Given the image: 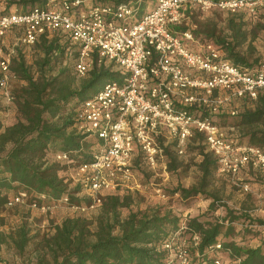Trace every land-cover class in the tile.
<instances>
[{
	"label": "built area",
	"instance_id": "built-area-1",
	"mask_svg": "<svg viewBox=\"0 0 264 264\" xmlns=\"http://www.w3.org/2000/svg\"><path fill=\"white\" fill-rule=\"evenodd\" d=\"M94 2L48 0L28 11L0 13V88L8 99L6 88L14 76L9 70L12 52L4 50V37L12 29L23 30V41L28 44L45 31L62 30L78 47L77 76L92 68L93 54L99 65L102 60L112 63L124 76L122 83H106L76 109L78 129L102 140L94 149L92 163L75 165L67 154L56 155L58 161L76 167L83 176L81 185L89 191L88 204L71 207L84 210L101 204L103 191L132 175V162L139 159L150 168L164 162L168 138L173 139L176 154L183 155L195 133L204 136L203 144L216 157V173L228 175L234 186L249 192L250 185L239 174L250 166L264 174V150L235 146L211 115L220 108L225 110L224 104L230 101V97H219L222 93L240 99H256L259 92L264 93V70L233 64L219 46L198 39L188 25L189 14L211 7L255 16L264 0H149V9L139 17L132 1ZM63 201L68 202L67 198ZM23 203L21 194L8 206ZM29 206L42 212L52 208ZM180 228L186 229L185 222ZM188 235L195 247L199 235ZM180 237L175 235L163 243L167 251L164 264H194L193 258L199 257L197 251L190 253L186 239L178 240ZM221 249V242L209 247L217 252L200 264L240 262Z\"/></svg>",
	"mask_w": 264,
	"mask_h": 264
},
{
	"label": "trees",
	"instance_id": "trees-1",
	"mask_svg": "<svg viewBox=\"0 0 264 264\" xmlns=\"http://www.w3.org/2000/svg\"><path fill=\"white\" fill-rule=\"evenodd\" d=\"M47 1L18 0L15 2L16 11L24 12L44 6ZM93 1L109 4L132 1L137 17L149 9V0ZM227 11L231 16L227 20L225 33L217 32L216 27L210 26L198 31L192 29V32L202 41L214 42L233 64L255 68L252 64L257 60L250 62L249 56L243 54L241 48L247 41H253L258 33L264 34V18L248 29L244 16H255L243 10ZM194 13L198 12L189 14L190 18ZM34 44L40 53L35 61L36 75L19 50L10 59L9 70L13 79L16 78L17 85L9 95L16 104L18 118L10 126L3 129L0 126V214L11 199L21 194L24 203L36 204L37 207L89 203V198L75 196L80 191L78 187L68 190L59 175L66 163L58 161L56 155L67 154L75 165L92 163L94 149L102 145V140L78 129L76 109L106 83L123 82L124 76L120 71L104 64L97 65L98 56L93 54L92 68L84 75L87 78L81 77L77 84L74 63L78 58V47L62 30L45 31L36 37ZM67 55L72 57L73 72L62 64ZM250 100L255 103L253 109L236 114L226 110L211 115V119L219 127L223 126L219 119H232L228 126L239 128L242 137L232 138L235 146H255L264 150V94L259 92L256 99ZM190 139L198 144L191 149L197 150L200 155V178L196 185L175 191V194L180 192L183 197L205 194L218 168L216 157L203 145L204 136L195 133ZM169 146L164 149V154L169 158L171 169L175 167L177 159ZM63 198H67L68 202H64ZM130 204L128 195H108L102 203L101 213L93 219H64L50 235L42 236L35 242L34 264H164L167 251L163 249V243L175 235L188 233H197L200 237L195 247L191 245L193 254L195 251L199 254V257L193 256L194 264L210 260L217 250L211 252L208 248L217 242H221V252L240 260L238 264H264V246H243L235 241L223 240L224 226L221 221L203 222L198 217H192L184 221L186 229L182 230L179 217L169 210L163 213L157 210L131 211L126 217H120L119 209ZM230 230L227 226L226 233ZM32 239L29 230L20 225L11 232H0V247L9 244L23 253Z\"/></svg>",
	"mask_w": 264,
	"mask_h": 264
},
{
	"label": "rangeland",
	"instance_id": "rangeland-1",
	"mask_svg": "<svg viewBox=\"0 0 264 264\" xmlns=\"http://www.w3.org/2000/svg\"><path fill=\"white\" fill-rule=\"evenodd\" d=\"M18 0H0V13L15 11V5ZM231 13L225 10L211 7L209 9L194 13L190 18L189 25L194 31L200 28L216 27L217 32H226L227 20ZM264 18V7L258 8L254 18L244 16L247 28L250 29L256 22ZM228 32V31H227ZM23 30L12 29L4 37V50L12 52L15 56L19 50L24 56L25 62L31 67L32 72L36 75L35 61L39 58V49L36 44H28L23 41ZM241 52L249 56L250 62L254 61V69L264 70V34L258 33L256 38L251 42H246L241 48ZM11 57V58H12ZM63 61V66L68 67L73 72L72 57L67 55ZM100 64L115 68L112 63L102 60ZM99 65V63H97ZM81 77L77 76L75 81L78 84ZM22 83V81H20ZM17 85V80L12 79L8 82L7 90L10 92ZM263 93V92H262ZM264 94V93H263ZM230 97V101L224 104L225 110L220 108V112L233 110L236 113L245 109H253L254 101L250 99H240L231 93H222L219 97ZM218 114V113H216ZM214 115V114H213ZM18 113L16 104L13 99H8L4 91L0 88V126L3 128L14 124L17 121ZM223 126V132L227 137H241V131L237 127H229L228 123L232 122L231 118H221L218 120ZM170 152L177 159L174 168H169V158L165 156L164 162H157L154 168H150L144 162H132V175L125 178L120 185L103 191L101 204L93 208L71 207L66 204H58L42 212L38 209L31 208L28 204H16L5 207L0 214V232L8 233L15 230L18 226L24 225L29 230V236L33 239L28 243L23 253L18 252L12 245L4 244L0 247V264H34L33 254L34 244L42 236L50 235L54 227L66 218L85 217L93 219L102 211V203L108 195H128L131 204L128 207L119 209L120 217L124 218L131 211L151 212L157 210L161 213L171 211L179 217V224L187 221L189 218L198 217L203 222H219L224 226L222 239L225 241H235L243 246H264V180L259 176L257 170L246 167L241 170V180L248 182L251 190L247 193L242 192L231 183L226 174H214V177L207 187L205 194L193 197H183L180 192L175 191L181 188H190L199 182L200 171L198 164L200 155L192 147L198 144L191 139L186 145L183 155L175 154L174 143L172 138H168ZM173 145V146H172ZM204 145V144H203ZM207 150V148H206ZM175 152V153H174ZM51 159L52 156L48 155ZM53 159V158H52ZM177 164V165H176ZM245 173L253 175L251 179L245 177ZM255 174V175H254ZM68 190L78 187L79 192L75 196L79 198H89L88 189L81 185L82 174L78 173L76 167L64 165L63 170L59 173ZM164 194L165 197L162 196ZM227 226L231 228L229 233ZM180 239H186L191 248V239L188 234L180 235Z\"/></svg>",
	"mask_w": 264,
	"mask_h": 264
},
{
	"label": "crops",
	"instance_id": "crops-1",
	"mask_svg": "<svg viewBox=\"0 0 264 264\" xmlns=\"http://www.w3.org/2000/svg\"><path fill=\"white\" fill-rule=\"evenodd\" d=\"M248 168L251 170V167H248ZM252 168H253V167H252ZM249 169H245V170H243V172L245 173L246 170L249 171ZM254 169H256V168H253L252 170L254 171ZM256 170H257V173L259 174V176L263 177V180H264V174H263V172H262L260 169H256ZM254 175H255V174H254ZM252 176H253V175H250V174H248V173H245V177H248L249 179H251ZM239 177H240V179H241V178H242V175L239 174ZM245 183H248V182L245 181ZM248 184H249V183H248ZM263 186H264V183H263Z\"/></svg>",
	"mask_w": 264,
	"mask_h": 264
}]
</instances>
